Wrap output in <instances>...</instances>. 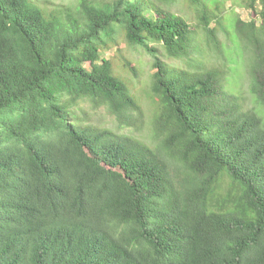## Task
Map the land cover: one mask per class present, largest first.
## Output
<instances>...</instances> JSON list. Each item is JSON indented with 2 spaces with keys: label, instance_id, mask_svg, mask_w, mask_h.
I'll return each instance as SVG.
<instances>
[{
  "label": "trees",
  "instance_id": "obj_1",
  "mask_svg": "<svg viewBox=\"0 0 264 264\" xmlns=\"http://www.w3.org/2000/svg\"><path fill=\"white\" fill-rule=\"evenodd\" d=\"M187 1L0 0V264H264V0L227 26L254 105L228 87L220 6ZM118 34L153 57L149 141L124 132L145 111L101 55Z\"/></svg>",
  "mask_w": 264,
  "mask_h": 264
},
{
  "label": "rangeland",
  "instance_id": "obj_2",
  "mask_svg": "<svg viewBox=\"0 0 264 264\" xmlns=\"http://www.w3.org/2000/svg\"><path fill=\"white\" fill-rule=\"evenodd\" d=\"M41 6L47 13L51 12L54 9L59 10V15H64V5L72 7L75 9L79 4L80 0H32ZM159 3L169 6L171 9L178 12L185 10L186 13L190 14L192 8L187 0H170L172 5L168 0H156ZM212 6L219 5L220 10L224 13L221 15V23L217 25L220 29V37L226 43L227 48L232 52V59L228 62V67L232 68L228 75V87L235 91V93L242 92L243 96L246 98L248 103L254 105L255 101L251 92V76L249 72L248 60H245V54L240 45L234 44L231 40V32H235V20L234 15L235 11L245 20L250 21L253 19L252 11L247 8L245 5L241 4L245 0H206ZM258 8H261V5L258 2ZM187 17L190 18L189 15ZM256 19L258 22L261 21L260 16H257ZM192 20V19H191ZM193 21V20H192ZM195 22V21H194ZM261 23V22H260ZM229 30L231 32H229ZM118 41L111 45L109 48L101 51L102 57L110 58L115 64V68L118 73L125 77H129V86L132 90V93L135 95L139 103L143 106L145 111V123L141 130L137 128L125 129L124 132L133 134L135 137H140L149 141L152 135V123L153 119L157 113V104L153 95L151 93V75L155 71L153 68V57L147 52L143 47L139 45H132L124 40L123 35H117ZM201 41V40H200ZM199 44L201 47L205 48V42L201 41ZM159 47L160 54L163 59L171 64H180L181 61L171 59L166 55H163L164 51L160 44L152 43ZM238 49V50H237ZM237 50V52H236ZM205 58L203 61L206 63L211 61L218 62L220 60L214 57V54L211 50L207 48ZM196 58H200L195 54ZM129 63V65H128ZM127 64V65H126ZM136 66L139 70L140 75H134L131 67ZM178 66V65H177ZM84 107L90 112L91 117L95 124H100L102 126H109L113 129L119 130L117 119L109 114L105 109L95 110L89 103L84 104ZM122 131V129L120 130Z\"/></svg>",
  "mask_w": 264,
  "mask_h": 264
}]
</instances>
